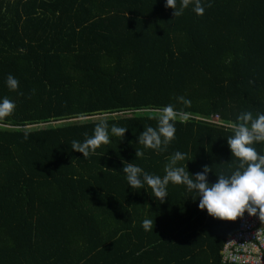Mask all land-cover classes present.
Returning <instances> with one entry per match:
<instances>
[{"label": "trees", "instance_id": "obj_1", "mask_svg": "<svg viewBox=\"0 0 264 264\" xmlns=\"http://www.w3.org/2000/svg\"><path fill=\"white\" fill-rule=\"evenodd\" d=\"M201 4L173 16L164 0H0V97L15 105L0 116V264H237L221 249L241 217L208 216L183 184L161 204L120 171L163 177L179 151L214 182L235 168L236 116L264 113V0ZM164 105L174 138L145 148ZM100 122L126 131L83 158L72 141Z\"/></svg>", "mask_w": 264, "mask_h": 264}, {"label": "clouds", "instance_id": "obj_2", "mask_svg": "<svg viewBox=\"0 0 264 264\" xmlns=\"http://www.w3.org/2000/svg\"><path fill=\"white\" fill-rule=\"evenodd\" d=\"M166 8L173 10V16L182 14L185 8L191 5V10L196 15L204 13L201 0H164ZM5 84L10 90H15L18 81L11 74L5 79ZM177 100L188 104L183 97ZM15 105L6 97H0V116L11 113ZM174 110L171 105H164L159 110L157 127L143 128L137 136V143L152 150L160 149L161 144H168L175 133L174 123L171 122ZM126 128L113 124L110 128L105 122L98 123L93 134L82 142L73 140L72 150L87 158L101 144L110 142V134L122 138ZM163 138V139H162ZM264 142V113L255 116L250 111H243L235 118L232 125V135L226 138L227 147L231 157L235 158V168L230 174H215L214 182H209L207 174L209 167L204 166L202 171L189 175L185 171L186 165L178 166V161L184 160V155L177 151L168 159L163 177L148 174L139 166L122 162L120 171L124 174L128 187L133 189H151L148 193L151 198L159 203H164L167 197L166 186L168 183L183 184L189 192H195L198 197L197 208L204 210L210 217L221 220H236L245 212L248 215L264 214V154H260L253 147L254 143ZM141 153L135 150V157ZM147 193V192H146ZM141 227L153 231V219H143Z\"/></svg>", "mask_w": 264, "mask_h": 264}, {"label": "built area", "instance_id": "obj_3", "mask_svg": "<svg viewBox=\"0 0 264 264\" xmlns=\"http://www.w3.org/2000/svg\"><path fill=\"white\" fill-rule=\"evenodd\" d=\"M216 122L221 123L218 119ZM221 254L226 262L264 264V220L261 214L248 215L245 212L236 230L226 236Z\"/></svg>", "mask_w": 264, "mask_h": 264}, {"label": "crops", "instance_id": "obj_4", "mask_svg": "<svg viewBox=\"0 0 264 264\" xmlns=\"http://www.w3.org/2000/svg\"><path fill=\"white\" fill-rule=\"evenodd\" d=\"M264 220V219H263Z\"/></svg>", "mask_w": 264, "mask_h": 264}]
</instances>
